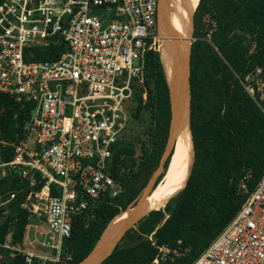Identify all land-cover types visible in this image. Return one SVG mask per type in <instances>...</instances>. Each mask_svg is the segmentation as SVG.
<instances>
[{"label":"built area","instance_id":"obj_1","mask_svg":"<svg viewBox=\"0 0 264 264\" xmlns=\"http://www.w3.org/2000/svg\"><path fill=\"white\" fill-rule=\"evenodd\" d=\"M159 1L0 0V94L34 104L23 140L0 138V181L26 182L19 207L32 219L22 242L0 245L20 264H73L75 218L122 192L111 167L134 120V85L158 51ZM239 190L248 195L239 212L192 264H264V175ZM17 195L0 196V217ZM149 239L154 264H181L189 251Z\"/></svg>","mask_w":264,"mask_h":264},{"label":"trees","instance_id":"obj_2","mask_svg":"<svg viewBox=\"0 0 264 264\" xmlns=\"http://www.w3.org/2000/svg\"><path fill=\"white\" fill-rule=\"evenodd\" d=\"M62 50L49 49L38 58L50 60L49 51ZM191 64L195 160L186 187L164 208L140 220L102 264H154L157 251L149 239L152 235L159 244L172 247L181 241V247L189 251L180 263L192 264L239 212L248 196L239 190L242 181L253 191L264 175V98L258 92L252 97L244 86L258 70L264 74V0H200L194 15ZM134 88L133 117L137 121L145 115L149 118L141 153L127 140L118 145L111 174L122 192L75 218L72 236L65 242L66 252L73 253V264L88 256L109 224L140 196L164 154L172 111L159 51L146 56L144 80ZM33 109L32 103H18L0 94L1 140L19 144ZM176 152L177 141L172 157ZM169 174L158 193L165 189ZM25 189L26 182L18 176L0 181L4 199L18 193L4 209L8 214L0 223V245L9 236L22 242L32 223L29 213L19 207ZM10 254L0 247L1 263H21Z\"/></svg>","mask_w":264,"mask_h":264},{"label":"bare ground","instance_id":"obj_3","mask_svg":"<svg viewBox=\"0 0 264 264\" xmlns=\"http://www.w3.org/2000/svg\"><path fill=\"white\" fill-rule=\"evenodd\" d=\"M200 0H162L160 6V46L162 62L168 85L175 95L180 78L176 48L181 45L186 51L190 45L193 29V14ZM188 119L177 138V159L165 189L157 196L140 202L127 213L121 214L114 222L130 221L146 210H159L176 194L184 189L193 168L195 159L194 145L191 141Z\"/></svg>","mask_w":264,"mask_h":264},{"label":"water","instance_id":"obj_4","mask_svg":"<svg viewBox=\"0 0 264 264\" xmlns=\"http://www.w3.org/2000/svg\"><path fill=\"white\" fill-rule=\"evenodd\" d=\"M161 3L162 0L159 1V17H160ZM192 41H194V22H193V34L190 37L189 48L185 51L182 48V46L179 45L175 51L176 56L178 58L180 78L178 81V86L176 88L175 95H173L169 87L172 118H171L169 137L164 154L161 158L157 170L149 180L148 184L143 189L140 196L127 208L125 213L130 212L140 202L141 199L147 200L150 193L156 187L158 178L166 171L165 170L166 163L172 158L176 146L177 138L180 132L182 131V128L186 123L187 119L192 135V130H191V105H192L191 57H192V44H193ZM152 211L154 210H146L143 214L127 222L126 220L114 222L115 219L117 218L116 217L109 224V226L107 227V229L105 230V232L103 233V235L101 236L100 240L97 242L93 250L79 264H102L112 254V252L119 244V242L124 238V236L131 229H133L140 220L148 216Z\"/></svg>","mask_w":264,"mask_h":264},{"label":"rangeland","instance_id":"obj_5","mask_svg":"<svg viewBox=\"0 0 264 264\" xmlns=\"http://www.w3.org/2000/svg\"><path fill=\"white\" fill-rule=\"evenodd\" d=\"M196 10H197V8H196ZM196 10L194 11V14H193V22H194V15H195ZM192 34H193V29H192ZM158 37H159V43H158L157 48H158V51L160 52V55H161V46H160L161 45L160 44L161 37H160V30H159V36ZM192 42H194V41H192ZM161 60H162V56H161ZM247 84L248 85H251L252 87H254L255 91L260 92L261 97L264 98V74L262 75L260 72L257 71L256 73H254L249 78ZM148 120H149L148 115H145L143 117V119L140 120V121H137L134 118V120L132 121V125L130 126V128L127 131V141H128V143L133 144V146L135 147L138 155H140V153H141L142 140H145V138H146L147 126L149 124L148 123ZM190 134H191V132H190ZM190 138H191V141H192V135H191ZM192 144H193V141H192ZM176 159H177V152L172 157V159L170 160L167 170L163 173L164 174L163 175V178L160 180V182L158 183V185L153 189V191H152V195L153 196L156 195V194L158 195L159 193L162 192L161 191V192L158 193L159 188H160L162 182L165 180L167 174L170 172V174H169V176L167 178V183H168L169 178L171 176V170H172V168H173V166L175 164ZM193 165H194V161H193ZM166 186H167V184H166ZM150 198H153V197L150 196L149 199ZM6 217H7V215H2L0 217V223H3L5 221V219H6Z\"/></svg>","mask_w":264,"mask_h":264}]
</instances>
